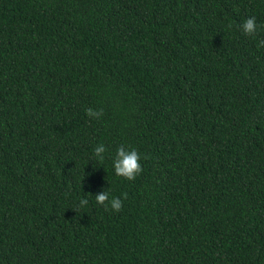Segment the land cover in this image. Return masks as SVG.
<instances>
[{"label": "trees", "instance_id": "16d2710c", "mask_svg": "<svg viewBox=\"0 0 264 264\" xmlns=\"http://www.w3.org/2000/svg\"><path fill=\"white\" fill-rule=\"evenodd\" d=\"M261 40L264 0H0V264H264Z\"/></svg>", "mask_w": 264, "mask_h": 264}, {"label": "clouds", "instance_id": "9594fccd", "mask_svg": "<svg viewBox=\"0 0 264 264\" xmlns=\"http://www.w3.org/2000/svg\"><path fill=\"white\" fill-rule=\"evenodd\" d=\"M231 28V25H228ZM241 30L245 35L252 36L256 33L257 23L255 17L247 18L241 25ZM258 47H264V40H261ZM87 115L90 118L99 119L102 116V111H95L91 108L87 109ZM106 148L103 144L98 145L94 149V157L97 161L102 162L104 160V153ZM147 157H145L146 159ZM141 156L136 149H126L123 145L119 146L116 150V154L113 158L114 173L118 177L125 178L129 181L134 180L137 175L142 171ZM124 199L127 198V194H123ZM97 204L104 206L105 210L109 208L113 211L119 212L122 208V200L119 197L109 198V191L103 190L95 195ZM88 204L87 199H81L79 202L80 207H84Z\"/></svg>", "mask_w": 264, "mask_h": 264}]
</instances>
